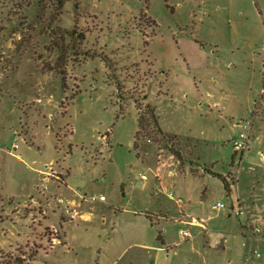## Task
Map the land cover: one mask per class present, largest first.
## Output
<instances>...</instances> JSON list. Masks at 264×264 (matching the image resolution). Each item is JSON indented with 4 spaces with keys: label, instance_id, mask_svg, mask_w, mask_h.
Here are the masks:
<instances>
[{
    "label": "rangeland",
    "instance_id": "374dc122",
    "mask_svg": "<svg viewBox=\"0 0 264 264\" xmlns=\"http://www.w3.org/2000/svg\"><path fill=\"white\" fill-rule=\"evenodd\" d=\"M262 58L264 0H0V261L264 264Z\"/></svg>",
    "mask_w": 264,
    "mask_h": 264
},
{
    "label": "built area",
    "instance_id": "2783aa9c",
    "mask_svg": "<svg viewBox=\"0 0 264 264\" xmlns=\"http://www.w3.org/2000/svg\"><path fill=\"white\" fill-rule=\"evenodd\" d=\"M237 125L241 127V130L232 138L233 139V149L234 151H242L248 146L249 130H250L251 122L248 120L239 121ZM20 141L26 142L24 136H22L21 133H18L17 135L14 136V140L11 144V148L13 150L18 149L20 147ZM168 172L169 174H174L173 170H169ZM141 178L147 179V175L141 174ZM165 192L176 203H178L179 205L183 204L184 200L180 195H175L174 191L169 190V189H166ZM90 199L91 200H96V199L104 200L105 196L103 194H100L99 196H96L95 194H93L90 196ZM210 209L212 211H224V212L229 211V213L231 212V213H234L235 215L244 214L242 208L239 205L236 204L234 206H231L230 204L224 203L222 201H216L212 203L210 205ZM195 220L196 219L194 218L193 222H196ZM179 233L183 237H189L191 235L189 230L183 229V228L179 229Z\"/></svg>",
    "mask_w": 264,
    "mask_h": 264
},
{
    "label": "trees",
    "instance_id": "16d2710c",
    "mask_svg": "<svg viewBox=\"0 0 264 264\" xmlns=\"http://www.w3.org/2000/svg\"><path fill=\"white\" fill-rule=\"evenodd\" d=\"M56 46H58V48L60 49V54H59V56L57 58V61H56V64H58V61L59 60L64 59V57H63L64 49H63V45L61 46V45L58 44ZM59 67L60 66H49L47 69H56L57 70V69H59ZM58 71H60V70H58ZM150 111L152 113V117L155 118V115L153 114L154 113L153 112L154 111L153 108L152 109L150 108ZM141 117H142L141 114H139V117H138V125H139V127H138V130L135 132V135H134V137H135V140L133 142L134 148H137L138 147L137 140L139 139V135H140V132H141V129H142V126H141ZM209 173H211L214 176H217L218 178H220L222 180L223 184H224L225 189H227V183H226V180L224 179V177L222 176V174H220L218 172H215V171H210V170H209ZM7 258L8 259H6L3 262L0 261V264H31L29 262H26V260L24 258H22L20 256H17V255H14L13 253L12 254H9L7 256Z\"/></svg>",
    "mask_w": 264,
    "mask_h": 264
},
{
    "label": "crops",
    "instance_id": "0c3cea01",
    "mask_svg": "<svg viewBox=\"0 0 264 264\" xmlns=\"http://www.w3.org/2000/svg\"><path fill=\"white\" fill-rule=\"evenodd\" d=\"M258 10H259V9H258ZM259 11H260V10H259ZM260 12H261V11H260ZM260 64H261L260 71H261L262 76H263V78H264V73H263V72H264V58H262V60L260 61ZM262 89H264V88L262 87V88L260 89V92H259V98H260L261 94L264 93V91H263ZM259 98L255 99V100H254V103L260 101ZM159 120H160V118H159ZM160 124H161V123H160ZM168 173H169V172H168ZM154 175H157V173L155 172ZM158 179H159V183H160V185L164 183V177H163V175H161V173L159 174ZM144 184H145V182H144ZM149 222H150V221H149ZM161 222H162V221H161ZM161 222H160V223H161ZM160 223H159V224H160ZM150 225H151V226H154V225H152L151 223H150ZM163 237H164V240L167 241V239L165 238L164 234H163ZM155 239H156V237H155Z\"/></svg>",
    "mask_w": 264,
    "mask_h": 264
}]
</instances>
